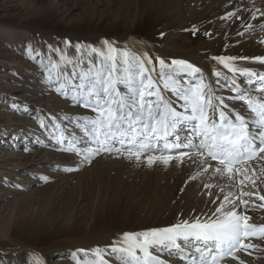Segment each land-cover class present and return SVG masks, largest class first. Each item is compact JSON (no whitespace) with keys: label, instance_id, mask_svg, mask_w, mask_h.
Returning <instances> with one entry per match:
<instances>
[{"label":"rangeland","instance_id":"374dc122","mask_svg":"<svg viewBox=\"0 0 264 264\" xmlns=\"http://www.w3.org/2000/svg\"><path fill=\"white\" fill-rule=\"evenodd\" d=\"M169 1L176 0H0V264H76L70 254L78 249L103 248L125 231L167 226L178 216L190 217L214 207L206 204L213 199L208 193L219 190L181 186L182 179L195 174L188 169L192 166L176 161L168 167L148 168L101 155L78 171H65L77 167L78 157L50 146L48 137L55 132L51 118L59 121L64 116L94 113L73 106L55 88L44 86L40 66L26 55L28 44L44 51L46 44L64 39L96 47L108 39L117 41L119 48L127 45L129 51L147 52L157 70L155 58L160 57L166 64L172 60L194 63L210 76L216 66L212 55L235 57L246 45L264 40V31L259 30L239 31L244 35L238 36L233 19L210 26H215L210 35L205 31L193 35L187 21L170 29L174 24L166 25L162 18L167 19L177 4ZM190 1L194 0H181L178 15H187ZM208 2L206 7L198 6L199 15L218 7L213 0ZM67 55L74 56V49H67ZM256 66L251 67L260 72ZM217 91L225 97L231 94ZM164 95L171 97V93ZM13 105H19V110ZM41 119L47 130L40 127ZM65 126L80 134L74 124L62 122L61 127ZM187 162L185 157L183 163ZM250 163L264 166L259 159ZM158 181L169 187L166 197L167 190L156 193ZM249 189L253 190L245 188ZM257 209L245 214L252 217L250 223L264 224V209ZM252 242L264 249V241ZM238 254L246 264L250 257L253 264H264V251ZM229 260L222 264H237Z\"/></svg>","mask_w":264,"mask_h":264},{"label":"snow or ice","instance_id":"6c2138e0","mask_svg":"<svg viewBox=\"0 0 264 264\" xmlns=\"http://www.w3.org/2000/svg\"><path fill=\"white\" fill-rule=\"evenodd\" d=\"M250 3L253 7L247 9L245 19L257 24L246 23V29L264 31V0L262 6H256V0ZM239 11H229L220 19H241ZM198 31L194 27L193 35ZM117 43L104 39L96 47L64 39L46 44L44 51L26 46L27 57L40 66L44 86L55 88L73 106L94 113L91 117L64 116L59 121L51 118L55 132L48 137L50 146L78 157L77 167L64 170L78 171L101 155L148 168L183 163L187 157L201 170L197 176L207 173L209 180L227 179L223 185L203 184L206 189L219 188L218 193H208L213 199L206 204L214 207L190 217L178 216L167 226L125 231L103 248L78 249L70 255L76 264H169L171 260L222 264L226 258L245 264L237 253L264 251L252 242L264 241V224L250 223L252 217L245 214L264 209V195L257 184L264 183V166L250 163L264 161V72L235 62L246 60L264 66V55H212L216 66L209 76L194 63L172 60L166 64L160 57L155 58L157 70L147 52L129 51L127 45L122 49ZM258 43L264 44V40ZM69 48L74 49L72 57L67 55ZM218 89L231 94L219 95ZM166 92L171 97H166ZM237 101L241 103L237 105ZM62 122L74 124L80 134L62 128ZM40 127L47 130L43 119ZM24 150L29 151L27 147ZM41 179L48 181V177ZM249 186L254 190H245ZM245 197H255L261 203ZM241 206L244 210L238 211Z\"/></svg>","mask_w":264,"mask_h":264},{"label":"bare ground","instance_id":"6f19581e","mask_svg":"<svg viewBox=\"0 0 264 264\" xmlns=\"http://www.w3.org/2000/svg\"><path fill=\"white\" fill-rule=\"evenodd\" d=\"M208 1L209 0H194V1H190V3L186 5L187 6L186 8H187L188 12L186 10L185 11L187 12V15H184V16H180V15H178L179 13L177 14V12H176L177 9H179V8H177V6L181 2V0H176L175 2L174 1L170 2L169 1V4L175 3L177 5H176V7H174L172 9V13L171 14H169V13L167 14L168 15L167 19L162 18V20H163L162 23L165 22L166 25H167V23H170V21H171L174 24V26H171L170 29H175V27H177V26L181 25L183 22L187 21L188 25L190 26V28L192 30V32H193V28L194 27L196 29H199V31L196 32V36H200L204 31L210 33L209 30H212V28L215 27V26L214 27H210V26L216 25L220 21L222 23L223 22L226 23L227 20H232L233 19L234 20L233 21V25L232 24L231 25L234 28L235 33L239 32V31L247 30L246 27H245L246 23L250 22V23H253V24H257V21H251V20H246L245 19L246 17L249 16V13H248L247 9L253 7L252 3H250V0H213L212 4L216 5L215 7H217V6L218 7L217 8H210V7L206 8L199 15L198 14V9H199L198 6H202L201 8L206 7L207 4L209 3ZM256 6H262L261 5V0H256ZM236 9H240V11L237 12V15L240 16L241 19H235L234 17H229L227 20L220 19L223 15L226 16L229 11H236ZM262 10H264V7H262ZM262 19H264V18H262ZM258 55H264V44H261V43H258V42H252V43L246 45L245 47H243L241 50H239V53L236 54L235 57H252V56H258ZM236 63L237 64H242V65H247L249 67L257 65L256 67H258L260 69V72H264V66L259 65V64L254 63V62H250V61H246V60H237ZM176 162L179 165L186 164V165L192 166V169L188 168V167H185V168H188L191 172H193L195 174V176H197V173L199 171H201L196 164H192L191 161H189V160H188L187 163H182V162H179V161H176ZM212 163L215 164V161H213ZM209 171H211V169ZM226 179H227V177L225 176L224 178L214 177L211 180H209L208 174L204 173L203 175L197 176V179H195V180L190 179V177H186V178L182 179L181 180V186L185 187V186H188V185L191 186L193 184H197V185H200V186L203 187L204 183L207 182V183H214L215 184L216 180L221 182V184L223 185V183L226 181ZM199 183H201L202 185L199 184ZM257 184H258L259 189H260V194L264 195V183H261L260 181H257ZM156 188H157L156 193H158V191L167 190L166 193L163 194V195H165V197L167 196V192H168L169 187L160 186V183L158 181L156 183ZM213 189L219 190L218 187H214ZM162 196L157 197L156 199L154 197V201L158 200V199L159 200L162 199ZM246 199H249L251 202H255V200H256L255 197L246 198ZM165 214H163L164 217H165ZM157 217H158V215H157ZM238 256H239V254H238ZM241 257L242 256H240V258ZM250 258L248 259L249 260L248 264H253L252 263L253 259H250ZM246 263L247 262H245V264Z\"/></svg>","mask_w":264,"mask_h":264}]
</instances>
